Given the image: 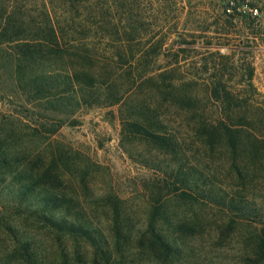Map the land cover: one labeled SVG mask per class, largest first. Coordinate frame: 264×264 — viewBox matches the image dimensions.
<instances>
[{
    "label": "trees",
    "instance_id": "trees-1",
    "mask_svg": "<svg viewBox=\"0 0 264 264\" xmlns=\"http://www.w3.org/2000/svg\"><path fill=\"white\" fill-rule=\"evenodd\" d=\"M172 2L0 0V60L7 54L17 79L25 81L27 101L48 104L59 124L74 120L84 105L116 107L121 149L154 173L140 178V189L149 190L159 204L176 199L182 205L220 208L230 217L225 231L239 223L253 226L249 262L262 264L264 206L258 202L264 193V101L253 83L252 61L239 75L232 55L218 49L228 44L210 41L174 40L166 46L159 40L145 50L164 34L158 16L171 10ZM256 5L255 0H230L224 12L232 17L247 8L255 18ZM187 51L198 59L185 67ZM169 52L173 59L162 62ZM159 65L164 70L157 72ZM128 141L139 147L126 148ZM42 162L35 179L61 181L55 161ZM29 183L19 187V196ZM159 209L153 208L152 216ZM30 215L47 223L34 210ZM84 224L61 229L85 233ZM181 227L196 226L187 221ZM146 242L155 256L174 254L178 247L156 229Z\"/></svg>",
    "mask_w": 264,
    "mask_h": 264
},
{
    "label": "rangeland",
    "instance_id": "rangeland-1",
    "mask_svg": "<svg viewBox=\"0 0 264 264\" xmlns=\"http://www.w3.org/2000/svg\"><path fill=\"white\" fill-rule=\"evenodd\" d=\"M229 1L173 0L171 10L158 16L164 34L145 50L159 40L166 46L174 40L228 44L219 51L232 55L239 75L252 61L253 83L264 101V0H255V18L247 8L241 15L227 16L224 6ZM235 46L241 52H234ZM172 54L162 62L173 59ZM184 57L185 67L198 59L192 51ZM10 62L7 54L1 57L0 264H253L249 260L254 254L247 248L255 235L253 226L239 223L225 231L230 217L220 208L182 205L176 199L159 204L149 190L140 189V178L154 173L121 149L116 107L84 105L74 120L59 124L48 104L27 101L25 81L17 79ZM125 144L139 147L136 141ZM42 160L55 161L61 181L35 179L43 170ZM28 183L19 196V187ZM261 196L258 204L264 206ZM153 208H160L154 216ZM32 210L47 223L30 215ZM82 221L88 225L85 233L61 229ZM187 221L196 227H181ZM151 229L178 242L174 254L155 256L146 242Z\"/></svg>",
    "mask_w": 264,
    "mask_h": 264
},
{
    "label": "built area",
    "instance_id": "built-area-1",
    "mask_svg": "<svg viewBox=\"0 0 264 264\" xmlns=\"http://www.w3.org/2000/svg\"><path fill=\"white\" fill-rule=\"evenodd\" d=\"M257 12H256V10H253V14L255 15Z\"/></svg>",
    "mask_w": 264,
    "mask_h": 264
}]
</instances>
